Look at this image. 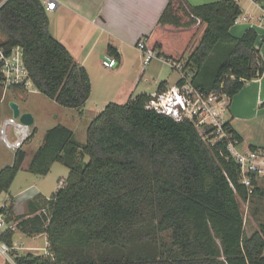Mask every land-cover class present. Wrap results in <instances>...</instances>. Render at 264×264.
I'll return each instance as SVG.
<instances>
[{"label":"trees","instance_id":"1","mask_svg":"<svg viewBox=\"0 0 264 264\" xmlns=\"http://www.w3.org/2000/svg\"><path fill=\"white\" fill-rule=\"evenodd\" d=\"M241 14L235 0H169L149 45L165 59L184 61L196 87L233 97L264 72L257 30L230 32ZM0 30L6 50L22 47L36 89L66 107L87 102L90 75L51 34L43 0H0ZM107 54L120 61L115 46ZM150 98L109 102L89 123L85 142L64 124L46 131L27 169L47 175L59 162L70 171L50 198L33 202L29 216L5 209L24 233H46L49 240L47 254L12 250L17 264H264V223L247 235L242 210V202L264 196V176L250 193L228 139L212 142L210 126L202 133L192 121L148 108ZM226 128L242 141L230 122ZM26 156L17 150L13 164L0 170V193L10 189ZM14 234L1 231L0 240L13 247Z\"/></svg>","mask_w":264,"mask_h":264},{"label":"crops","instance_id":"2","mask_svg":"<svg viewBox=\"0 0 264 264\" xmlns=\"http://www.w3.org/2000/svg\"><path fill=\"white\" fill-rule=\"evenodd\" d=\"M55 1V7L52 10H47L49 30L53 36L59 39L71 51L77 61L87 69L91 78L92 91L89 99L82 107L73 108L76 111L74 118L77 121L87 119V128L91 120L109 102L125 103L131 97L138 94L147 93L152 95L159 92L162 83L166 89L179 82L180 77L175 78L165 71L160 73L150 71L149 65L152 61L145 65L143 53L137 47V42L141 38H145L146 42L150 44L148 37L153 32L169 0ZM188 1L194 5H201L218 0ZM235 1L241 6L242 14L231 26L230 32L232 35L240 37L248 28H255L258 32L256 47L264 59V5L257 0ZM43 2L46 6L47 0H43ZM205 29L206 24H203L194 44L200 40ZM109 45L115 46L121 55L120 61L118 60L117 65L113 68L105 67L101 60L103 55L107 54ZM96 52H100V55L97 56ZM159 59L172 65L164 57L160 56ZM15 90L10 91L16 95L17 92ZM4 97L5 95L1 96L0 103ZM20 108L23 112H31L36 122L34 111L30 108L23 109L21 105ZM88 114L89 116H87ZM10 116H13L11 107L1 114V127L4 120ZM228 117L232 127L242 138L238 146L240 149L246 150L251 146L264 149V72L262 76L249 80L237 94L231 97ZM68 127L74 131L77 138L76 128ZM47 130L42 133V136L37 139L32 147L30 146V151L26 146L23 147L27 152V156L24 162L26 165L24 166L23 164L22 169H26L28 173L35 174L27 169L28 163L42 143ZM35 132L36 128L34 129V134ZM31 140L32 138L28 142ZM77 140L79 139L77 138ZM79 141L85 142L86 140ZM15 153L14 151V157L10 162L7 161L0 164V170L7 165L13 164ZM88 159L89 157L86 156L85 161H88ZM54 165L55 163L52 168ZM52 168L47 175L35 174L36 176H31V181L27 179V181H30V184L24 188L18 185L17 187L20 189L16 191L13 187L14 183L23 177L19 178L21 174L18 172L10 189L0 193V197L5 193L7 196L6 199H3L4 202L2 204L6 203L7 206H11L16 216H29L32 211L31 205L34 204L33 202L50 198L46 194L45 181L46 177L52 173ZM65 180L64 178L59 180L60 185L55 187L56 190L62 186L61 183ZM259 182L261 183V181ZM41 210L39 209L38 211ZM16 230L22 231L19 228H16L15 232ZM28 236H32L34 242H37L39 239H45V241L42 246L34 244L26 245L24 242L19 244L13 238V248L19 253H21L20 250L31 251L39 255L49 253L50 246L46 233ZM1 243L0 240V264H7V261H10L11 264H17L13 256L2 252ZM39 251L43 252L40 253Z\"/></svg>","mask_w":264,"mask_h":264},{"label":"built area","instance_id":"3","mask_svg":"<svg viewBox=\"0 0 264 264\" xmlns=\"http://www.w3.org/2000/svg\"><path fill=\"white\" fill-rule=\"evenodd\" d=\"M55 5V0H47L46 9L52 10ZM137 47L143 53L145 65L154 58L160 57L158 51L151 48L145 38L137 42ZM167 61L179 71L180 80L175 85L153 93L147 102V107L169 115L177 121H192L202 133H206V126H210L211 131L208 136L211 137L212 142L222 138L228 139V149L239 164L241 180L252 193L256 187L255 178L259 179L264 176V149L249 147L242 150L238 147L241 141L231 138L229 129L226 128L227 122H230L228 115L231 97L222 90L203 91L193 84V72L186 70L184 61L174 62L171 59ZM102 63L107 68H113L118 61L115 56L105 54L102 57ZM31 88L36 87L24 62L22 47L16 46L11 50H6L0 45V91L5 95L13 89L30 91ZM32 126L21 122L19 118L10 116L2 123L0 139L8 148L17 152L33 136ZM9 128L12 129V136L8 134ZM63 184L64 181L61 185ZM5 209H7L6 203L0 205V232L15 230L18 224L17 220L7 219ZM39 213L46 214V208ZM1 250L6 255H10L15 249L6 242H2Z\"/></svg>","mask_w":264,"mask_h":264},{"label":"rangeland","instance_id":"4","mask_svg":"<svg viewBox=\"0 0 264 264\" xmlns=\"http://www.w3.org/2000/svg\"><path fill=\"white\" fill-rule=\"evenodd\" d=\"M6 39V35L0 30V43ZM100 52H96V55H100ZM188 53V51H187ZM186 53V54H187ZM102 60V58H101ZM150 71L162 72L165 71L170 73L175 78L180 77L179 71L175 69L172 65L161 61L158 57L154 58L150 63ZM15 90V89H14ZM16 95L11 91L5 94L4 99L0 103V116L1 114L10 108V102L14 101L19 103L23 109L30 108L34 111L36 115V122L32 126L33 129L36 128L35 134L31 137L30 142H26L24 146L30 151V146L37 141L38 138L42 136V133L49 129L50 127L62 123L71 127H75L77 132L76 136L79 140H86L87 138V119L78 120L74 118L75 110L71 107H66L54 99L49 98L45 94L39 92L36 88H31L30 91L15 90ZM4 96V93L0 92L1 96ZM89 116V114L87 115ZM203 131V130H202ZM8 134L12 136V129H8ZM2 135L1 126H0V136ZM30 138V139H31ZM13 150L8 148L3 140L0 139V164L5 162H10L14 157ZM31 153V152H30ZM26 163H24V166ZM20 177L21 179L14 183V190L17 191V186L24 188L26 185L30 184L31 176H36L35 174L28 173L26 169H21ZM69 173V168L62 163L56 162L52 168V173L46 177V194L47 196H52L56 192V186L60 185L59 180L64 178L66 179ZM29 179L30 181H27ZM264 186L263 181L261 182ZM59 188V187H58ZM6 193L0 197V205L4 202L3 199H6ZM242 210L245 217V230L247 235L252 234L256 229L259 228L260 224L264 223V196H258L253 201L242 202ZM14 240L19 242H24L26 245L34 244L42 246L45 239H39L37 242L33 241L32 236L24 234L20 230H16L14 235ZM21 253H26L27 250H20ZM42 253L43 251H39Z\"/></svg>","mask_w":264,"mask_h":264},{"label":"water","instance_id":"5","mask_svg":"<svg viewBox=\"0 0 264 264\" xmlns=\"http://www.w3.org/2000/svg\"><path fill=\"white\" fill-rule=\"evenodd\" d=\"M10 107L13 111V116L15 118H19L21 122L28 124V125H33L35 122V118L33 114L29 111L23 112L20 108L19 103L15 101L10 102Z\"/></svg>","mask_w":264,"mask_h":264}]
</instances>
